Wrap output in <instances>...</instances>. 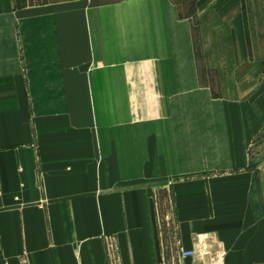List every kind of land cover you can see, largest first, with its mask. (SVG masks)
Wrapping results in <instances>:
<instances>
[{
    "label": "crops",
    "instance_id": "crops-1",
    "mask_svg": "<svg viewBox=\"0 0 264 264\" xmlns=\"http://www.w3.org/2000/svg\"><path fill=\"white\" fill-rule=\"evenodd\" d=\"M198 7L0 0V264H264V0Z\"/></svg>",
    "mask_w": 264,
    "mask_h": 264
},
{
    "label": "rangeland",
    "instance_id": "rangeland-1",
    "mask_svg": "<svg viewBox=\"0 0 264 264\" xmlns=\"http://www.w3.org/2000/svg\"><path fill=\"white\" fill-rule=\"evenodd\" d=\"M49 1H53V0H25V3L27 4H35V3H43V2H49ZM105 2L108 1H113V0H103ZM174 2L177 4V6L180 9L181 15L183 16H189V17H194L196 19V23H198V20L200 18V16L202 17V13H201V9L200 7H198V0H174ZM198 26V24H197ZM247 75V72L243 73V80L245 79ZM217 77L215 76V74L211 75V80L210 82L213 84V86H217ZM256 79L255 83L258 84L257 82L261 84H263V79H264V66L261 67L259 73L257 75H255L254 77ZM246 83V82H245Z\"/></svg>",
    "mask_w": 264,
    "mask_h": 264
},
{
    "label": "built area",
    "instance_id": "built-area-1",
    "mask_svg": "<svg viewBox=\"0 0 264 264\" xmlns=\"http://www.w3.org/2000/svg\"><path fill=\"white\" fill-rule=\"evenodd\" d=\"M197 255V251H184L180 253L181 259L186 260L189 258H194Z\"/></svg>",
    "mask_w": 264,
    "mask_h": 264
}]
</instances>
